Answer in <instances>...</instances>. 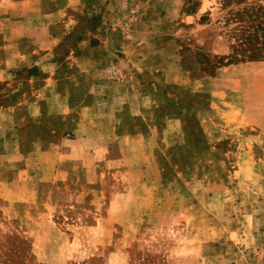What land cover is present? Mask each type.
<instances>
[{
    "label": "rangeland",
    "instance_id": "rangeland-1",
    "mask_svg": "<svg viewBox=\"0 0 264 264\" xmlns=\"http://www.w3.org/2000/svg\"><path fill=\"white\" fill-rule=\"evenodd\" d=\"M90 2L59 59L87 28L105 32L119 60L108 77L154 67L140 76L152 101L129 95L120 121L101 102L79 128L77 108L56 114L39 135L15 134L19 152L1 144L10 124L0 120V194L12 183L0 197V264H264V58L233 48L243 26L264 20V0ZM9 3L0 16H37V0ZM67 99H54V114ZM114 123L117 135L101 133Z\"/></svg>",
    "mask_w": 264,
    "mask_h": 264
},
{
    "label": "crops",
    "instance_id": "crops-1",
    "mask_svg": "<svg viewBox=\"0 0 264 264\" xmlns=\"http://www.w3.org/2000/svg\"><path fill=\"white\" fill-rule=\"evenodd\" d=\"M11 1L16 3V6L23 7L29 0H4L7 5L9 4L8 6H10L9 2ZM90 1L37 0V7L34 11L37 16L31 19L32 16L29 14H22L18 15L21 17L16 21L12 19L13 17L6 16L10 12L9 10H2L0 16V25L3 30L0 34V86L3 87V90L0 89V91L4 94L3 97L7 98V102L0 107V120L10 124L5 128L10 137L7 138L6 136V143L2 141V145L6 144L7 146V142L11 141V149L13 151L16 149V152H19L20 141L15 142V134L22 132L26 136L29 135L28 133L39 135L50 128L41 124L43 120L55 118L56 114H62V118L69 119L76 108L77 111L74 116L75 114L78 115L75 118L79 120L77 123L79 128L80 122L87 120L89 114L94 115L96 105L101 102L114 106L112 111L109 110V119L120 121L122 116H118V112L122 111L123 105L129 103L127 100L129 95L136 96L138 100L140 97V99L150 98L152 101L151 94L143 93L140 76L144 71L153 73L154 67H119L120 71L123 69L128 71L124 80L115 81L108 77L106 73L107 62L111 61L110 64H112L119 62V60H115V54L114 56L111 55L114 53L113 47L111 48L108 42L103 40L106 35L105 32H93L91 28H87L82 40L78 39L76 43L68 45L67 53L59 59L55 49L68 38L75 26L80 23L85 16V11L94 6L90 5L93 2ZM2 20L4 22H1ZM152 21L154 23V20ZM20 23L21 26H17ZM151 32L152 36L150 37L154 40V31ZM94 38L100 42L92 44ZM153 43L152 45H154ZM118 46L119 48L124 47L120 44ZM10 48H13L11 53ZM149 53L151 54V59H149L151 61L149 62L154 63V51H149ZM147 63L148 61L140 63V65ZM74 65L77 66L74 67ZM175 68L169 67L171 71L168 75L170 74V77L174 74ZM83 76H85V82L79 79ZM61 78L62 80H60ZM61 87L63 89L71 88L72 91H62ZM82 95L91 98L88 101L87 99L85 101V98L83 101H79L77 98L78 96L82 97ZM62 97L68 98L66 109L64 113L54 114L55 111H52L51 104L56 101L54 99ZM71 97L78 101L76 103L78 105L72 110L68 108ZM83 110H85L84 113ZM74 116L71 119H74ZM153 119L154 116L152 115L150 122ZM172 120L174 119L166 117L168 124ZM90 121L93 120L90 119ZM1 123L4 122L1 121ZM152 125L150 124V126ZM117 127L116 123L112 127L106 125L101 127L103 130L101 133L109 136L117 135V130L120 129ZM119 133H121L120 130ZM15 144L18 148H15ZM24 172L25 170L19 171L21 174ZM73 176L71 173L70 179ZM4 183L5 181H1L0 186H5ZM10 184L12 183L6 181L5 190L7 194L10 193L8 188ZM7 194L1 193L0 197L9 200L10 196Z\"/></svg>",
    "mask_w": 264,
    "mask_h": 264
},
{
    "label": "trees",
    "instance_id": "trees-1",
    "mask_svg": "<svg viewBox=\"0 0 264 264\" xmlns=\"http://www.w3.org/2000/svg\"><path fill=\"white\" fill-rule=\"evenodd\" d=\"M261 10L262 7H259L256 12L252 11L250 13V16L256 13V17H258V13ZM245 11L247 12V10L237 12L238 17L241 18ZM249 27H252V29H250ZM233 48L235 51L244 53L242 55L243 59H248L251 61L262 60L264 58V20H260L257 25L251 24L243 26L240 29L239 33L236 34V43L233 45ZM232 57H235L234 54H232ZM232 62L233 60H230L228 63ZM166 115H174V112H169Z\"/></svg>",
    "mask_w": 264,
    "mask_h": 264
},
{
    "label": "built area",
    "instance_id": "built-area-1",
    "mask_svg": "<svg viewBox=\"0 0 264 264\" xmlns=\"http://www.w3.org/2000/svg\"><path fill=\"white\" fill-rule=\"evenodd\" d=\"M108 72H109V75H111V76H115L118 78L123 77V74L120 72V70L117 67L110 68Z\"/></svg>",
    "mask_w": 264,
    "mask_h": 264
}]
</instances>
